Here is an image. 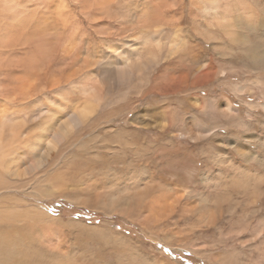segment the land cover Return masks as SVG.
Here are the masks:
<instances>
[{
  "label": "rangeland",
  "instance_id": "obj_1",
  "mask_svg": "<svg viewBox=\"0 0 264 264\" xmlns=\"http://www.w3.org/2000/svg\"><path fill=\"white\" fill-rule=\"evenodd\" d=\"M143 2L0 0V264H264V0Z\"/></svg>",
  "mask_w": 264,
  "mask_h": 264
},
{
  "label": "bare ground",
  "instance_id": "obj_2",
  "mask_svg": "<svg viewBox=\"0 0 264 264\" xmlns=\"http://www.w3.org/2000/svg\"><path fill=\"white\" fill-rule=\"evenodd\" d=\"M93 0H77L78 3H82L83 5H87V6H90L91 3H92ZM96 1V0H95ZM111 2V0H109ZM108 0H97V3H94L95 5H97V7H101L103 6L104 4H108L110 3ZM61 5H63L64 3V0H61ZM60 4V3H59ZM66 5V3H65ZM95 5H91V7L93 8V6ZM151 5V6H150ZM81 6V5H80ZM156 4H152L150 2V0H145V2L143 3H140V4H134V5H130L128 8H125L126 10H128L127 12L126 11H122L123 12V15H125L124 17H126V14L127 16H132L131 18H135V21H137V24H138V28L137 30H139L137 32L138 34V37L137 39L138 40H141L142 41V45H143V51L144 50H150L155 48V42L156 39L159 41L160 39H158V34L160 32V29H162V27L166 24H164V16H166V12H160L158 7L156 6ZM63 9V8H62ZM83 11V9H81ZM60 11V10H59ZM94 14V13H93ZM95 15H93L94 17ZM97 16V15H96ZM118 16H119V13H118ZM117 16V17H118ZM128 19V18H127ZM166 19V17H165ZM163 20V22H161ZM125 21V20H124ZM126 22V21H125ZM134 22V21H133ZM131 23V22H129ZM136 23V22H135ZM134 26V25H133ZM136 30V28H135ZM162 32V31H161ZM164 34V33H163ZM160 35V34H159ZM162 35V34H161ZM158 37V38H157ZM162 37V36H161ZM160 37V38H161ZM162 40V39H161ZM160 42V41H159ZM164 42V41H163ZM160 48V47H159ZM158 53V52H157ZM154 56V55H153ZM152 57V56H151ZM155 57V56H154ZM154 57L152 58V60L154 59ZM129 58H126L124 60V64L122 65L123 67L121 68V70H118V73L120 74V79H125L126 78V74L127 75H130V71H127L128 69L130 70V68H134V67H137L139 70H143L144 67H146L147 65H145V62L143 64H135L134 67L132 66V64H130L129 62ZM142 60V59H141ZM150 60V59H149ZM147 64V63H146ZM144 66V67H143ZM119 78V77H118ZM127 79H129L127 77ZM124 82V81H123ZM97 102V99L96 98H93V104H95ZM205 108V107H204ZM230 111H232V109H230V107H228ZM216 109V107H215ZM223 110V109H221ZM228 110V112H230ZM74 112L73 114L69 115L67 120L65 121H60V123H58V121L54 120L55 122H52L49 126H48V130L47 132H50V134L52 135L51 138H48L47 139H44L40 142V144H36L34 145L35 147L37 148H40L42 150H39V154H37V159L35 160V165L32 166L29 171H32V170H39V169H42L45 167V165L47 164L48 160H49V157L51 155L52 152H54L58 145L65 139L66 141V138L71 134L72 131H74L75 129H78L83 123L84 121L91 117L92 114H93V111L91 110V107L89 108H83L81 110H78V111H72ZM226 112V111H225ZM223 113L222 115H225L226 113ZM47 113V112H46ZM232 113V112H231ZM230 113V114H231ZM27 114V113H26ZM25 114V115H26ZM36 117V116H35ZM34 117V118H35ZM39 117V115L37 116V118ZM28 118V117H27ZM26 119V118H25ZM33 119V118H32ZM41 119V118H40ZM55 119V118H54ZM34 120V119H33ZM36 120V118H35ZM58 120V119H57ZM31 122V121H29ZM47 122V121H46ZM167 126V125H166ZM159 127L163 130L165 129V125L163 124L162 126L159 125ZM12 128H13V125H12ZM1 129V127H0ZM15 130V128H13ZM2 131H0V137L3 133V128L1 129ZM212 129L210 131H208V133H212ZM2 132V133H1ZM191 134V133H190ZM189 134V135H190ZM207 134V132L205 133ZM199 135V134H198ZM190 137V136H189ZM200 137H202V135H200ZM190 139L192 140H197L198 138L194 137L193 135H191ZM42 142H46L45 143V146L46 147H43L41 144ZM2 145H3V140L0 139V146L2 148ZM8 172L10 174H8L9 177H13L15 176L16 179L17 177L19 178V175L17 173V170H15L13 167H8ZM13 169L15 171H13ZM18 180V179H17ZM51 181V180H50ZM57 182H60V181H53L51 182L52 185L54 183H57ZM50 193H52L51 191L50 192H44V194L46 195H49ZM35 215V214H34ZM42 218V217H41Z\"/></svg>",
  "mask_w": 264,
  "mask_h": 264
}]
</instances>
